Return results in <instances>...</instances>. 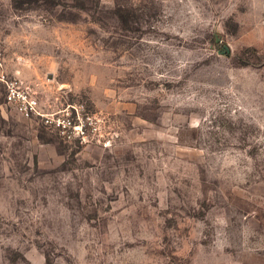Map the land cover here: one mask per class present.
Listing matches in <instances>:
<instances>
[{"label":"rangeland","instance_id":"rangeland-1","mask_svg":"<svg viewBox=\"0 0 264 264\" xmlns=\"http://www.w3.org/2000/svg\"><path fill=\"white\" fill-rule=\"evenodd\" d=\"M55 2L0 0V264H264V0Z\"/></svg>","mask_w":264,"mask_h":264},{"label":"built area","instance_id":"built-area-1","mask_svg":"<svg viewBox=\"0 0 264 264\" xmlns=\"http://www.w3.org/2000/svg\"><path fill=\"white\" fill-rule=\"evenodd\" d=\"M6 100L25 117L37 118L64 143L74 146L110 143L105 121L83 103H67L61 108L41 100V96L22 80L5 81Z\"/></svg>","mask_w":264,"mask_h":264},{"label":"trees","instance_id":"trees-1","mask_svg":"<svg viewBox=\"0 0 264 264\" xmlns=\"http://www.w3.org/2000/svg\"><path fill=\"white\" fill-rule=\"evenodd\" d=\"M53 3H59V2H55V0H52ZM22 0H12V3L15 7H17L19 5V3H21Z\"/></svg>","mask_w":264,"mask_h":264}]
</instances>
